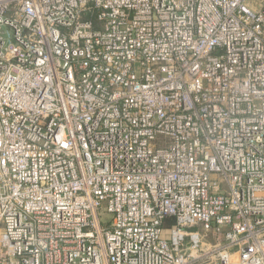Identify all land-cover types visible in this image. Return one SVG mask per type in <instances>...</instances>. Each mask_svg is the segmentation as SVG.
<instances>
[{"label":"built area","instance_id":"2783aa9c","mask_svg":"<svg viewBox=\"0 0 264 264\" xmlns=\"http://www.w3.org/2000/svg\"><path fill=\"white\" fill-rule=\"evenodd\" d=\"M0 264H264V0H0Z\"/></svg>","mask_w":264,"mask_h":264},{"label":"rangeland","instance_id":"374dc122","mask_svg":"<svg viewBox=\"0 0 264 264\" xmlns=\"http://www.w3.org/2000/svg\"><path fill=\"white\" fill-rule=\"evenodd\" d=\"M250 5H251V6H255V3H251Z\"/></svg>","mask_w":264,"mask_h":264}]
</instances>
